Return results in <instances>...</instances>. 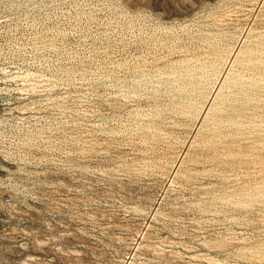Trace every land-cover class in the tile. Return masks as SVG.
Listing matches in <instances>:
<instances>
[{
    "label": "rangeland",
    "instance_id": "374dc122",
    "mask_svg": "<svg viewBox=\"0 0 264 264\" xmlns=\"http://www.w3.org/2000/svg\"><path fill=\"white\" fill-rule=\"evenodd\" d=\"M0 264H264V0H0Z\"/></svg>",
    "mask_w": 264,
    "mask_h": 264
},
{
    "label": "bare ground",
    "instance_id": "6f19581e",
    "mask_svg": "<svg viewBox=\"0 0 264 264\" xmlns=\"http://www.w3.org/2000/svg\"><path fill=\"white\" fill-rule=\"evenodd\" d=\"M253 29H254V28H253ZM230 30H231V29H230ZM244 35H245V34H244ZM238 41H239V40H238ZM237 44H238V42H237ZM235 48H236V46H235ZM234 51H236V50H234ZM210 52H211V51H210ZM208 54H209V53H208ZM208 54H207V55H208ZM222 55H223V54H222ZM216 56H217V55H216ZM225 56H226V55H225ZM227 57H228V56H227ZM214 58H215V57H214ZM218 58H219V57H218ZM221 58H222V57H221ZM221 58H220V59H221ZM230 58H231V57H230ZM206 59H207V58H206ZM224 59H225V58H224ZM227 60L229 61V59H227ZM231 60H232V59H231ZM204 61H205V60H204ZM211 61H212V60H211ZM214 61H215V60H214ZM220 61H221V60H220ZM229 62H230V61H229ZM229 62H228V63H229ZM204 64H205V63H204ZM211 64H212V63H211ZM223 64H224V63H223ZM223 64L221 63V65H223ZM201 67H202V66H201ZM204 67H206V66H204ZM209 67H210V65H209ZM206 68H207V67H206ZM225 68H226V67H225ZM203 69H204V68H203ZM213 69H214V68H213ZM215 69H216V68H215ZM220 69H221V68H220ZM220 69H219V70H220ZM207 70H208V69H207ZM207 70H205V71L207 72ZM209 70H211V69H209ZM202 72H203V71H202ZM202 74H203V73H202ZM206 74H207V73H206ZM217 74H218V73H217ZM217 76H218V75H217ZM220 76H221V74H220ZM210 77H211V75H210ZM210 77H209V78H210ZM222 77H223V76H222ZM225 78H226V77H225ZM217 80H218V79H217ZM189 81H190V80H189ZM190 82H191V81H190ZM192 82H193V81H192ZM197 82H198V81H197ZM206 82H207V80H206ZM217 82H218V81H217ZM210 83H211V82H210ZM213 84H214V83H213ZM216 84H217V83H216ZM218 84H219V83H218ZM218 84H217V85H218ZM214 90H215V89H214ZM212 95H213V94H212ZM211 97H212V96H211ZM210 100H211V98H210ZM186 102H187V101H186ZM195 104H196V103H195ZM200 104H201V103H200ZM188 105H189V104H188ZM206 108H207V106H206ZM206 108L203 109L202 111L205 112ZM208 109H209V108H208ZM191 111H192V110H191ZM197 112H198V111H197ZM202 113H203V112H202ZM200 114H201V113H200ZM190 115H191V114H190ZM201 115H202V114H201ZM195 117H196V116H195ZM198 117H199V116H198ZM200 118H201V117H200Z\"/></svg>",
    "mask_w": 264,
    "mask_h": 264
}]
</instances>
